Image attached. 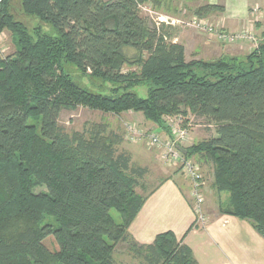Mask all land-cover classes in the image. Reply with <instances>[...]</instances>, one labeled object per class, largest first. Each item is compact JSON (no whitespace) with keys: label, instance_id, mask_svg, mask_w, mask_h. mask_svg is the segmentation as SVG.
I'll use <instances>...</instances> for the list:
<instances>
[{"label":"trees","instance_id":"trees-1","mask_svg":"<svg viewBox=\"0 0 264 264\" xmlns=\"http://www.w3.org/2000/svg\"><path fill=\"white\" fill-rule=\"evenodd\" d=\"M12 1L0 3V34L9 31L16 46L0 56V264H117L122 242L143 264H199L184 242L193 225L148 244L131 236L146 169L118 151L122 137L104 123L67 131L62 110L80 106L142 112L166 131L167 116L189 112L214 124L216 134L185 155L213 163L214 187L229 195L222 212L251 221L264 238V42L243 59L188 61L164 24L141 14L149 0H20L24 19ZM124 47L138 55L128 58ZM68 63L110 83L109 92L78 84ZM50 236L57 249L46 245Z\"/></svg>","mask_w":264,"mask_h":264},{"label":"rangeland","instance_id":"rangeland-1","mask_svg":"<svg viewBox=\"0 0 264 264\" xmlns=\"http://www.w3.org/2000/svg\"><path fill=\"white\" fill-rule=\"evenodd\" d=\"M109 1V0H107ZM111 1V0H110ZM152 0L145 1L140 3L138 6L141 14L147 16L149 19V24L151 26L156 25V20L154 18H150L147 14L149 11L145 10L144 7H148L153 11L158 12L159 15L163 17L169 16L170 18L177 19L176 23L168 25L163 22L164 28H167V33L173 41L179 42L181 44L189 43L190 36L195 41L197 45L198 41H206L208 40L209 35H212L214 40H218V48L215 50L199 48V52H196L197 48L194 46L187 45L186 48V59L191 61L193 59H204V60H214L220 57H238L243 59L246 55L252 53L254 49L260 46L261 43L264 42V0H254L249 9V19L245 21V23L251 25V23L255 24V34L258 40L251 42H225L220 40L214 34L206 32L204 30L194 28L190 25L191 20L197 16L199 21H205L210 24H213L216 30H220L224 25L221 23L220 18L222 14L223 6L222 4H210V1L213 0H160V3L156 4L155 2H151ZM215 1V0H214ZM13 6L15 7L14 12L17 14L18 18L24 19V16L21 15L20 9V0H13ZM212 5L215 6L212 9H209L205 12L202 11L201 15L196 12V10L203 6ZM211 7V6H210ZM258 11L255 14V9ZM260 11V13H259ZM263 13V14H261ZM155 20V21H154ZM32 25L35 22H31ZM246 26L239 28L236 31H227L228 33H240ZM224 29V28H223ZM219 33H224L223 30H220ZM211 37V36H210ZM177 38V39H176ZM187 38V41H185ZM231 45L228 47L229 52L232 53L233 56H223L220 54V48L223 45ZM16 46L14 44L12 35L9 31H4L0 34V56H7L15 53ZM124 54L128 58H133L138 55V52L135 48L132 47H124ZM65 68L72 75L74 80L82 85L90 89L92 92H109V88L111 87L110 83H105L100 78H95L88 74H82L81 71L77 68L75 64L68 63L65 64ZM137 69L136 66H124V71ZM139 96L145 97L147 96V87L138 86L133 89ZM138 114H127V113H113V112H103L100 110H93L83 106L78 107L76 110L63 109L59 122L60 124L69 132L78 130V131H86L92 123H104L108 129L114 130L119 133L122 137V142L118 146V151H126L131 155L132 163L143 167L146 169V173L142 178H140L142 187H138L137 191L145 195L149 191H151L157 184L163 180L164 174H182L184 179L179 175V179L185 181H189L190 183V201L193 208V211L196 215V219L193 223V229H197L198 227H204L210 221L212 215H220L224 214L221 208L228 207L227 204L229 200L228 193H219L214 187V168L213 163L211 161L201 160L199 154L186 157L185 159L190 161L195 165L196 169H199L200 172L204 175V184L201 186V193L204 197V201L201 205L197 204L191 193V182L189 177L182 173L180 166H174V168L166 167V161L161 157L160 158V150L149 144L148 135L157 131L163 137H172L173 136V128L183 127L188 129L189 139L187 141H183L182 147L186 148L191 145L197 144L203 140L208 139L216 134L215 125L206 121L202 117H198L191 112L188 115L180 118V115L175 116H167L166 124H172L173 128H169L168 131L165 129L159 128L154 123L146 120L142 112H137ZM33 119H29V123H33ZM126 123H128L126 125ZM133 125L135 128L141 130V136L138 137V140H131V136L129 133V126ZM131 138V139H130ZM150 145V146H149ZM168 165V164H167ZM168 171V172H167ZM180 172V173H179ZM181 180V181H182ZM45 186H38L34 190L40 192L45 190ZM111 214L117 222H121V216L116 209L111 210ZM48 217L46 220H50ZM53 221V220H50ZM249 221V220H247ZM251 223V221H249ZM252 224V223H251ZM253 226V225H252ZM254 228V227H253ZM256 231V230H255ZM257 232V231H256ZM259 234V233H258ZM259 237V238H258ZM257 238L261 243L264 244V238L259 234ZM203 242V241H201ZM46 245L50 249H57V244L53 236H50L45 240ZM193 243L197 246L199 243L198 239H193ZM202 247H196V257L199 258L202 263H205V259L208 258L212 253L210 248H208L207 244H202ZM200 246V245H199ZM261 245H255L252 247L253 249L246 248L249 255L255 256L259 258L260 261H257L256 264H264V261H261L263 257V248H260ZM114 257L117 264H143L141 259L133 256L132 252L129 250V245L126 242L119 243L116 247Z\"/></svg>","mask_w":264,"mask_h":264},{"label":"crops","instance_id":"crops-1","mask_svg":"<svg viewBox=\"0 0 264 264\" xmlns=\"http://www.w3.org/2000/svg\"><path fill=\"white\" fill-rule=\"evenodd\" d=\"M253 2L254 0H213L209 3L222 4L220 21L225 30L234 32L243 26H249L245 21L249 19V9ZM207 37L208 40L198 41L196 45L195 41L191 39L194 37L190 36L187 45L197 48L196 52L200 51L199 48L212 50L218 48V40H214L212 35ZM185 41L188 42L187 38ZM224 44L226 45L221 46L220 54L233 56L228 49L231 45ZM187 45L184 44L185 54ZM124 113L138 114L133 111ZM159 158L161 160V153ZM165 165L168 168H174V166ZM170 173L172 172L165 173L163 180L145 194L147 199L129 227V233L139 243H152L157 234L167 230L174 231L177 237L181 238L196 219L190 201L189 181H185L187 183H184L182 179L181 181L179 175L183 179L184 177L180 172V174L174 175ZM258 236L259 234L249 221L220 214L212 215L204 227L192 228L184 237V242L191 247L195 257L196 247H202L201 243L207 244L212 254L205 259L204 264H256L257 261H260L259 258L249 255L245 249H253L252 247L255 245H261L260 248H263L264 244L259 241ZM195 238L199 240L197 246L193 243ZM196 259L199 264H203L199 258L196 257ZM261 259L264 261V255Z\"/></svg>","mask_w":264,"mask_h":264},{"label":"built area","instance_id":"built-area-1","mask_svg":"<svg viewBox=\"0 0 264 264\" xmlns=\"http://www.w3.org/2000/svg\"><path fill=\"white\" fill-rule=\"evenodd\" d=\"M3 0H0V3ZM140 6V5H139ZM145 10L149 11L148 16L150 18L155 17V22L157 26H160L161 24L166 23L168 25H171L176 23L177 19L170 18L169 16L163 17L162 15H159L158 12L153 11L152 9L148 7H144ZM258 11V9H255V14ZM260 13V11H259ZM263 14V13H261ZM190 25L194 28H198L201 30H204L206 32H209L211 34H214L216 37H218L220 40H223L225 42H231V41H237V42H244L248 43L251 41H257L258 38L255 34V24L251 23V25L246 26L245 29L240 31V33H228L225 29H222L224 33H219L221 32L220 30H216L214 28L213 24H210L205 21H199V19L194 17ZM182 118V116H180ZM128 123H126L127 125ZM169 128H173L172 124H168ZM173 136L172 137H163L161 134H159L157 131L151 132L148 137H149V144L156 149L160 150L161 152V157L167 162L166 164L170 166H180L182 173L186 176L189 177V180L191 181V193L192 196L195 200V202L199 205H201L204 201V197L201 193V186L204 184V175L200 172L199 169L195 168V165L192 164L190 161L186 160V155L178 149V145L182 146L183 141H187L189 139V133L187 128L183 127H178V128H173ZM129 133L131 136V140H138V137H140L141 130L135 128L133 125L129 126ZM149 145V146H150Z\"/></svg>","mask_w":264,"mask_h":264},{"label":"water","instance_id":"water-1","mask_svg":"<svg viewBox=\"0 0 264 264\" xmlns=\"http://www.w3.org/2000/svg\"><path fill=\"white\" fill-rule=\"evenodd\" d=\"M178 149L181 150L184 154L187 153V150L184 147H182V146L178 145Z\"/></svg>","mask_w":264,"mask_h":264}]
</instances>
